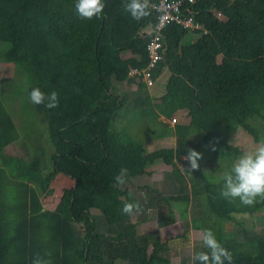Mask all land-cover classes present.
<instances>
[{"label": "trees", "instance_id": "trees-1", "mask_svg": "<svg viewBox=\"0 0 264 264\" xmlns=\"http://www.w3.org/2000/svg\"><path fill=\"white\" fill-rule=\"evenodd\" d=\"M76 2L0 0V62L13 68V76L0 78V264H32L37 254L52 264H173L177 255L168 241L158 230L139 234L146 221L133 222L135 215L149 212L154 220L158 210L167 208L168 215L158 219V226L165 228L188 220L190 206L230 222L264 208L259 198L254 206H245L239 198L229 202L220 195L223 173L235 159L233 135L242 130L254 142L264 141V0L187 4L190 11L183 17H193L202 28L190 32L175 23L164 27L161 60L151 70L153 85L130 72L150 64L148 45L159 22L156 10L136 21L124 11V0H105L103 15L86 20L76 12ZM124 53L131 56L124 58ZM164 74L160 102L155 103L150 89ZM22 81L28 94L36 87L59 93L57 108L33 104L36 113L28 130L38 123L37 133L28 137L20 134L6 104ZM124 84L136 90L124 95ZM178 104L188 112L186 128L162 124L145 140L134 135L136 128L171 119L170 111ZM127 116L128 123L118 127ZM191 131L200 136L198 141ZM21 136L33 154L7 155ZM44 136L53 150L49 166ZM172 137L175 147L148 153L147 140ZM189 150L201 154L200 168L189 174L187 162L186 175H173L171 194L157 188L144 194L121 190L155 161L173 167ZM121 168L129 170L124 185L115 180ZM215 168L222 177L212 183L205 172ZM60 175L74 186L62 191L55 209H47L43 200L58 192L52 184ZM134 201L142 211L123 214L124 204ZM86 220L89 226L81 227ZM236 227L232 234L211 229L232 253V264H264V225L251 229L241 221ZM199 251H207L201 240L194 253Z\"/></svg>", "mask_w": 264, "mask_h": 264}, {"label": "rangeland", "instance_id": "rangeland-1", "mask_svg": "<svg viewBox=\"0 0 264 264\" xmlns=\"http://www.w3.org/2000/svg\"><path fill=\"white\" fill-rule=\"evenodd\" d=\"M197 37H193L195 39ZM196 40V39H195ZM131 55L128 53H124L122 57L128 58ZM13 76V68L8 66L5 63L0 62V78L11 77ZM168 74H164L162 78L159 80L156 88H151L150 93L153 96V100L155 103L160 102V96L162 94L163 83L164 80L167 78ZM126 84V83H125ZM123 86V94L129 95L132 94L133 91L136 90V86ZM19 88V89H18ZM28 85L22 81V84L17 83V88L15 86V90L13 94H10L11 99L6 100L7 109L11 113L14 121L19 129L21 135L28 137V133H33L34 135L37 133V124L35 123V128L33 130H28L32 127L30 123H33L32 120L35 117V107L33 103L29 100V94L27 92ZM171 119L161 118L155 124H149L145 126L143 129L138 130L136 128V134L134 135L138 138L145 140V136L150 133V131L159 130L162 128V124H167L169 127H173L175 129H179L178 126L187 127L189 119H188V112L185 111L179 104L174 105L171 111ZM174 120H176L174 122ZM129 121L128 116L123 118L121 121L117 123L118 127H122L124 124H127ZM135 130V129H134ZM42 131H44L42 129ZM190 136L193 137L195 141H198L200 136L195 133V131H191ZM45 133V131H44ZM47 133V131H46ZM48 137V135H47ZM46 136L42 138L43 144L46 145L47 150V161L46 164L49 166L50 164V156L52 154V148L47 144L48 139ZM38 141V138H37ZM40 142V141H38ZM176 144V137L167 138V139H159V140H147L145 142V147L147 148L148 153H151L155 150H159L162 148H173ZM259 143L254 142L253 138L248 135L246 132L239 130L233 137L230 139V145L234 150L235 159L234 161L241 156L246 151H254L256 146ZM26 145V146H25ZM7 155L12 156H19L22 158H29L32 153V148L28 142L21 136V140L9 146L5 151ZM233 161V163H234ZM187 161L184 157L178 159L175 166H167L162 160H157L153 164L146 167V174L140 177H134L131 180L130 184L121 187L122 191L129 189L130 191L140 192L144 194L147 189L150 188H157L160 191H165L168 194H171L173 191V180L174 176L179 173H185ZM206 176L208 180L212 183H216L221 181L222 173L219 168L207 170ZM74 182L67 179L66 177L60 175L58 176V180H56L52 187H54L58 192L46 200H43V205L47 209H55L57 206L62 191L64 189L73 188ZM136 201V200H135ZM134 201V202H135ZM189 219L185 221H178L176 224L160 228L158 226V219L161 217H166L169 213L167 208L160 209L157 211V217L155 219H151L148 213L137 214L133 217V222L138 220H145L146 222L142 223L138 228L139 234H148L155 231H159L160 237L163 241H168L171 252L176 253L177 256L173 257L172 262L173 264H179L182 259H186L187 261H191L192 257L195 252V248L197 243L200 241L199 233L201 229H220L222 228L223 231L227 234H232L233 229H237V224L241 221L246 223V226L249 228H256L264 225V208L255 215L249 214H241L236 215L232 222L230 221H221L216 219L213 215L203 214L199 210H194L192 206L189 208ZM94 214L97 211H93ZM208 216L213 217V221H218L216 224L211 223L212 220L208 219ZM210 220V221H209ZM217 223H219V226ZM81 227H88L89 221L86 220L84 224L80 225ZM251 226V227H250ZM220 227V228H219ZM117 264H127L126 262L119 261Z\"/></svg>", "mask_w": 264, "mask_h": 264}, {"label": "clouds", "instance_id": "clouds-1", "mask_svg": "<svg viewBox=\"0 0 264 264\" xmlns=\"http://www.w3.org/2000/svg\"><path fill=\"white\" fill-rule=\"evenodd\" d=\"M105 0H77L76 12L81 19L91 20L103 15ZM122 7L131 18L140 21L151 15L155 5L152 0H124ZM29 100L36 105H44L48 109L59 107V93L43 92L39 87L33 88ZM184 159L189 162L191 171L199 170L198 160L202 159L200 153L189 150ZM129 177V170L121 168L115 180L119 185H124ZM224 184L220 195L229 202L239 198L245 206H254L259 200L264 201V141L259 143L254 151H246L232 164L231 170L223 173ZM142 211L139 202H127L122 208L125 215L133 216ZM199 238L202 246L207 251L194 253L191 264H232V253L225 248L216 238L211 229H201ZM32 264H52L50 259H45L37 254Z\"/></svg>", "mask_w": 264, "mask_h": 264}, {"label": "built area", "instance_id": "built-area-1", "mask_svg": "<svg viewBox=\"0 0 264 264\" xmlns=\"http://www.w3.org/2000/svg\"><path fill=\"white\" fill-rule=\"evenodd\" d=\"M197 0H160L158 4L155 5L154 9L158 13V25L156 27L157 35L151 40L148 45L150 64L147 69L143 71H139L137 69H133L130 72L131 77H138L143 75L144 78L148 81L149 85H153V80L151 79V70L156 67V65L161 60V55L159 50L161 49V45L159 43L160 40V32L164 29L167 24L175 23L179 26H184L185 28H189L190 32H195L197 29H201L202 26L199 23H195L194 18H185L183 14L185 12L190 11L187 4H194ZM176 120H174L175 122Z\"/></svg>", "mask_w": 264, "mask_h": 264}]
</instances>
